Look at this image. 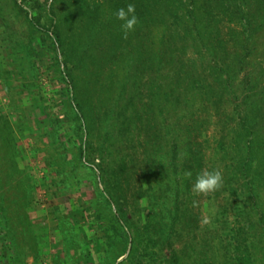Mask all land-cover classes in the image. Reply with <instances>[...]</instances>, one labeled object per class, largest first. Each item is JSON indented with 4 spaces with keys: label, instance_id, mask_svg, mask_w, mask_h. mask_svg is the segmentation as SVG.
I'll return each mask as SVG.
<instances>
[{
    "label": "rangeland",
    "instance_id": "rangeland-1",
    "mask_svg": "<svg viewBox=\"0 0 264 264\" xmlns=\"http://www.w3.org/2000/svg\"><path fill=\"white\" fill-rule=\"evenodd\" d=\"M5 252L264 264V0H0Z\"/></svg>",
    "mask_w": 264,
    "mask_h": 264
},
{
    "label": "clouds",
    "instance_id": "clouds-1",
    "mask_svg": "<svg viewBox=\"0 0 264 264\" xmlns=\"http://www.w3.org/2000/svg\"><path fill=\"white\" fill-rule=\"evenodd\" d=\"M116 18L123 21L121 27L125 32L133 30L138 23V18L135 15V6L128 4L127 8H120L116 13ZM186 176L191 177V172H186ZM223 185V177L219 171H203L197 175L192 190L197 193L207 194L220 189Z\"/></svg>",
    "mask_w": 264,
    "mask_h": 264
},
{
    "label": "trees",
    "instance_id": "trees-1",
    "mask_svg": "<svg viewBox=\"0 0 264 264\" xmlns=\"http://www.w3.org/2000/svg\"><path fill=\"white\" fill-rule=\"evenodd\" d=\"M3 257H4V259H3L4 264H9V262H10V258H9V256L7 255L6 252L4 253Z\"/></svg>",
    "mask_w": 264,
    "mask_h": 264
}]
</instances>
